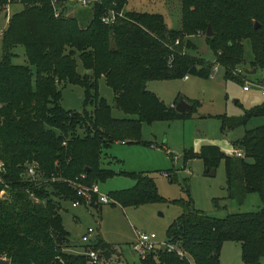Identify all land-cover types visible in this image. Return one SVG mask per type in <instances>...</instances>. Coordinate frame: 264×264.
Listing matches in <instances>:
<instances>
[{
    "label": "trees",
    "instance_id": "16d2710c",
    "mask_svg": "<svg viewBox=\"0 0 264 264\" xmlns=\"http://www.w3.org/2000/svg\"><path fill=\"white\" fill-rule=\"evenodd\" d=\"M112 1L96 4L81 25L75 15L55 16L50 0H0V9L23 4L1 31L0 257L8 264H89L85 253L65 250L71 242L60 208L62 200L78 197L73 181L91 185L112 175L101 164L104 147L118 140L139 142L142 122L185 118L198 104L187 99L192 108L179 112L148 89L147 80L209 77L217 63L224 77L242 81L234 71L244 61L245 40L252 51L250 66L264 70V0H180V28H168L159 12L136 10L104 23L103 6ZM114 1L117 9L126 2ZM208 25L213 60L188 51L196 48L189 35L205 32ZM16 45L23 46L27 63L12 60ZM77 58L83 73L77 71ZM101 76L113 90L115 107L126 116H113L99 95ZM66 82L83 86L81 111L60 104ZM253 116L264 118V101L238 116L219 115L221 129L245 125ZM235 143L243 156L224 153L214 143L202 145L205 171L221 158L229 195L240 200L257 192L261 207L215 217L195 208L190 198L175 199L182 211L166 228V242L175 248L149 251L140 257L141 264H219L227 240L240 244L241 264H264V122L246 128ZM193 155L190 150L184 157ZM29 163L37 164V179L25 176ZM109 196L123 205L164 200L145 172L132 188ZM93 247L114 250L101 237Z\"/></svg>",
    "mask_w": 264,
    "mask_h": 264
},
{
    "label": "rangeland",
    "instance_id": "374dc122",
    "mask_svg": "<svg viewBox=\"0 0 264 264\" xmlns=\"http://www.w3.org/2000/svg\"><path fill=\"white\" fill-rule=\"evenodd\" d=\"M22 6L21 2H12L5 9H0V52L1 31L7 25L10 16L8 14ZM72 9L81 25H85L92 15L90 7L73 5ZM125 9L161 12L169 27L179 28L181 24L179 0H127ZM189 37L196 44V48L188 50L189 52L208 60L214 59L215 55L207 44L205 32ZM13 51L14 62L27 63L22 45H16ZM251 57L249 40H245L244 61L237 69L252 68L249 64ZM76 66L77 71L83 73L84 68L79 58ZM245 74L237 73L242 81L226 78L219 65L211 70L209 77L188 74L186 79L179 77L147 80L146 87L167 105H171L177 95L186 100H198V104L191 116L185 118L142 122L139 142L118 140L104 147L101 164L114 173L98 180L97 185L100 193L110 195L132 188L140 173L145 172L154 179L157 192L164 200L123 205L109 196V202H100L95 197L90 200L92 204L77 206H73L69 199L62 200L60 213L71 242V246L65 250L83 253L85 249H97L100 259L96 264H141L140 257L143 256H139L132 248L135 233L154 232L155 241L159 243L158 248H164L161 243L167 239L166 228L182 211L181 204L174 201L175 199L186 201L190 198L195 208L215 217L259 209L262 201L257 192H249L240 200L229 195L221 158L214 166V173L210 174L211 169L205 171L203 158L199 155L201 146L208 143L217 144L224 153L233 154V149L239 147L235 141L243 135L244 130L264 122L262 116H253L245 125L221 129L219 115L238 116L243 113L244 108L264 101V95L259 88H242L244 77L249 80L258 79L264 75V70L258 68L255 73ZM97 87L99 95L111 105L112 115L126 116L115 107L113 90L103 76L98 79ZM60 104L66 109L81 111L84 108L83 86L69 82L62 84ZM190 150L194 151V155L185 158L184 154ZM89 226L94 230L88 240H82L81 236ZM98 237L112 244L113 252L106 253L100 247L94 248L93 244ZM241 263L240 244L232 240L224 242L220 250L219 264Z\"/></svg>",
    "mask_w": 264,
    "mask_h": 264
},
{
    "label": "built area",
    "instance_id": "2783aa9c",
    "mask_svg": "<svg viewBox=\"0 0 264 264\" xmlns=\"http://www.w3.org/2000/svg\"><path fill=\"white\" fill-rule=\"evenodd\" d=\"M50 2L53 7L54 15L59 16L61 14L68 15L69 13H73L74 12V10L72 9L73 5H79L81 7H90L91 9H93V7L96 4L101 3L102 0H50ZM8 5L6 7H8ZM116 5H117L116 1L113 0L109 5L103 6L104 9L100 15V19L102 22L107 24L112 23L117 16H125V12L123 11V9L122 8L117 9ZM7 13H8V8H7ZM218 66L219 65L215 63L212 69L215 70L216 67ZM234 72L235 74L245 73L242 68H239ZM187 76L188 74H185L183 77L186 78ZM251 86H255L259 88L261 94L264 95V75L254 80H249L246 77H244L242 88L244 90H248L251 88ZM233 154L238 156H243L244 152L240 147H237L233 149ZM2 172H4V165L3 162L0 161V181H2V176H1ZM25 176L33 179H37L39 177V172L36 163L27 164L25 170ZM73 185L76 186V193L78 195L77 198L71 200V204L73 206L83 204L82 201L89 203L93 194L97 196V199L100 202H109L110 200L109 195H105L99 192L97 182L91 185H84L81 183H76V181H73ZM93 230L94 228L89 226L87 228V231L82 234L81 236L82 240H88L89 235ZM135 237H136L135 241L132 243V248L139 256H144L149 251H154L155 249L158 248L159 243L155 241L156 234L154 232L148 233L144 231H137L135 233ZM161 244H163V246L167 247L168 249L175 248L173 244L167 243L166 241L162 242ZM177 252L181 255L183 254L181 249H177ZM83 253L87 255L89 264H96L100 259L97 249H87V250L85 249L83 250Z\"/></svg>",
    "mask_w": 264,
    "mask_h": 264
},
{
    "label": "water",
    "instance_id": "95a60500",
    "mask_svg": "<svg viewBox=\"0 0 264 264\" xmlns=\"http://www.w3.org/2000/svg\"><path fill=\"white\" fill-rule=\"evenodd\" d=\"M68 17H73V14L69 13ZM258 25H259L258 22H255V26H258ZM212 33H213L212 28H211L210 25H208L207 29L205 31V34L206 35H211ZM243 70H244V72L251 74V73H255L256 67H252V68L245 67ZM173 105H174L175 109L177 111H179V112H186V111H189L192 108V103L187 101L186 99H184L182 97L180 99H178L177 101H175ZM214 171L215 170H214V167H213V168H211V171L209 173L213 174ZM0 264H8V259L5 258V257H0Z\"/></svg>",
    "mask_w": 264,
    "mask_h": 264
},
{
    "label": "crops",
    "instance_id": "0c3cea01",
    "mask_svg": "<svg viewBox=\"0 0 264 264\" xmlns=\"http://www.w3.org/2000/svg\"><path fill=\"white\" fill-rule=\"evenodd\" d=\"M127 1V0H126ZM180 1V0H179ZM125 4H126V2H125ZM125 4L123 5V7H122V9H123V11L124 12H126V11H128L127 9H125ZM180 9H181V7H180ZM130 10H134V9H130ZM136 11H149V10H136ZM150 12H157V11H150ZM159 13H161V12H159ZM73 15H75L76 16V14H75V12H73L72 13ZM162 14V13H161ZM10 15V14H9ZM163 15V14H162ZM164 16V15H163ZM77 17V16H76ZM165 19V18H164ZM165 24H166V21H165ZM166 26L168 27V28H173V27H169L167 24H166ZM180 26H181V24H180ZM180 26H179V28H180ZM178 28V27H177ZM258 68H256V70H257ZM256 72V71H255ZM188 77V76H187ZM186 77V78H187ZM184 78V77H183ZM186 78H184V79H186ZM172 104H174V101H173V103ZM121 142H125V141H121ZM230 154V153H229ZM98 239V238H97ZM97 241V240H96ZM95 241V242H96ZM224 242H226V241H224ZM112 245V244H111ZM113 246V245H112Z\"/></svg>",
    "mask_w": 264,
    "mask_h": 264
}]
</instances>
